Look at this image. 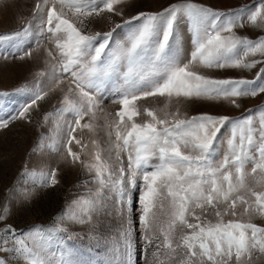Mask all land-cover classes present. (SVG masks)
I'll list each match as a JSON object with an SVG mask.
<instances>
[{"label": "snow or ice", "instance_id": "snow-or-ice-1", "mask_svg": "<svg viewBox=\"0 0 264 264\" xmlns=\"http://www.w3.org/2000/svg\"><path fill=\"white\" fill-rule=\"evenodd\" d=\"M127 4L35 0L18 30L0 34V58L23 61L39 54L43 64L31 82L0 92V98L26 97L14 114L0 118V130L16 120L31 123L33 109L55 95L58 106L38 124L51 120L53 128L49 136L40 133L31 153L42 158L49 148L86 170L92 186L51 227L0 229V253L6 254L0 264H9L11 256L17 264H138L136 227L143 264H264V226L252 222L264 218V105L240 117L182 111L195 100L239 108L240 98L264 95V35L249 39L235 31L264 29V0L227 12L176 0L124 19ZM97 18L110 21L107 31L90 30ZM257 68L252 79L208 74ZM105 100L119 107L104 112ZM85 130L105 131L107 149L97 138L77 137ZM57 175L56 168L30 172L27 166L20 173L48 188L59 183ZM137 188L138 225L128 215L101 249L97 219L111 214L124 221ZM7 214V204L0 206V222ZM76 226L86 230L83 235Z\"/></svg>", "mask_w": 264, "mask_h": 264}, {"label": "rangeland", "instance_id": "rangeland-1", "mask_svg": "<svg viewBox=\"0 0 264 264\" xmlns=\"http://www.w3.org/2000/svg\"><path fill=\"white\" fill-rule=\"evenodd\" d=\"M35 0H0V34L10 33L18 30L23 22L30 16ZM176 0H128L125 7V17L127 19L138 11H161L170 3ZM193 2L211 7L217 11L227 12L230 9H237L242 6H251L254 0H193ZM115 23H121L120 17L113 18ZM110 21L97 18V21L90 25V30L107 31L110 27ZM237 35L246 36L249 39H257L264 35V29L245 26L235 29ZM124 30L119 31V39L123 40ZM6 48L9 46H5ZM0 48V51H4ZM190 47L188 52H190ZM42 60L39 54H34L31 60L18 59H2L0 58V92L13 93L18 87L24 86L33 79V74L42 67ZM255 71H241L237 69L211 70L208 72L217 78H247L252 79ZM26 100L24 95H10L0 98V118H7L14 114L19 106ZM143 107V102H140ZM150 106H158L153 102H148ZM240 107L233 108L223 101L195 100L183 106L182 111H187L188 115L211 114V115H228L230 117H240L246 114L248 109H256L264 105V95L257 97L240 98ZM54 105H57L55 95L39 102V109H33L31 113V123L24 120H16L12 122L8 128L0 130V206L7 204V219L0 222V229L6 225H10L18 233L27 232L36 225L51 227L52 221L59 216L65 207L79 196L86 195L89 187L87 183L89 173L82 170L79 165L72 167L61 161L59 154L52 153L47 147L43 148V157L40 153H31V149L37 141V137L41 132L46 136L50 135V129L53 128V122L49 120L43 127H38L45 113L50 112ZM58 106V105H57ZM104 112H115L118 105L112 104L110 100H105L102 105ZM99 123H103L105 117L103 113H98ZM77 137L83 135L85 141L97 138L101 141L103 147H108V136L103 130L98 135L87 132L82 134L76 133ZM227 135V132L224 133ZM224 137L222 136L221 139ZM48 141H45L47 144ZM73 150L79 149L72 145ZM219 147V142H218ZM91 145L89 144L88 152L91 153ZM106 154V153H105ZM222 155V153H221ZM85 159H89L90 155H85ZM220 157L217 156V159ZM27 166L31 172L38 168L50 170L56 168L58 170L57 178L59 183L55 187H39L35 180L30 176L21 177V171ZM15 186V188H14ZM9 192V189H13ZM131 208L125 215L124 221L119 216L108 215L100 217L96 221V229L102 234L99 247L106 248L112 243V238L116 235L121 223L127 220L128 215L131 216L134 225H138L139 215V189L131 192ZM258 226H264V218L254 217L252 220ZM81 235L86 231L80 226L74 229ZM2 235V234H0ZM85 243L88 241L85 240ZM134 242L136 247L135 259L138 264H143V248L139 237V228L134 231ZM6 256L0 253V257ZM104 253L101 252V258ZM9 264H17V258L11 256L8 258Z\"/></svg>", "mask_w": 264, "mask_h": 264}]
</instances>
